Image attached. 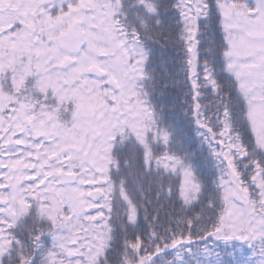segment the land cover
Wrapping results in <instances>:
<instances>
[{
    "label": "snow or ice",
    "instance_id": "6c2138e0",
    "mask_svg": "<svg viewBox=\"0 0 264 264\" xmlns=\"http://www.w3.org/2000/svg\"><path fill=\"white\" fill-rule=\"evenodd\" d=\"M0 264H264V0H0Z\"/></svg>",
    "mask_w": 264,
    "mask_h": 264
}]
</instances>
